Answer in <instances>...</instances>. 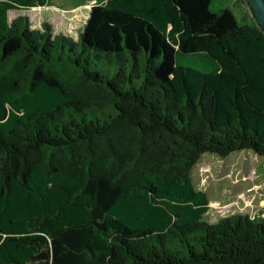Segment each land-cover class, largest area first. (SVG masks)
Returning a JSON list of instances; mask_svg holds the SVG:
<instances>
[{"label": "trees", "instance_id": "16d2710c", "mask_svg": "<svg viewBox=\"0 0 264 264\" xmlns=\"http://www.w3.org/2000/svg\"><path fill=\"white\" fill-rule=\"evenodd\" d=\"M212 1L94 0L74 40L0 0V264H264V209L208 223L191 177L264 157V28Z\"/></svg>", "mask_w": 264, "mask_h": 264}, {"label": "rangeland", "instance_id": "374dc122", "mask_svg": "<svg viewBox=\"0 0 264 264\" xmlns=\"http://www.w3.org/2000/svg\"><path fill=\"white\" fill-rule=\"evenodd\" d=\"M77 0H49L48 5L28 11H10L9 19L24 15L33 28L40 29L49 23L53 34H64L76 40L82 31L89 10L94 2L73 6ZM212 11L229 9L238 23L255 25V14L247 0H213ZM196 189L205 192L209 209L204 215L208 223L220 218L246 214L255 217L264 209V157L251 150L236 151L222 158L206 153L191 171Z\"/></svg>", "mask_w": 264, "mask_h": 264}, {"label": "water", "instance_id": "95a60500", "mask_svg": "<svg viewBox=\"0 0 264 264\" xmlns=\"http://www.w3.org/2000/svg\"><path fill=\"white\" fill-rule=\"evenodd\" d=\"M253 8L255 17L264 28V0H249Z\"/></svg>", "mask_w": 264, "mask_h": 264}, {"label": "crops", "instance_id": "0c3cea01", "mask_svg": "<svg viewBox=\"0 0 264 264\" xmlns=\"http://www.w3.org/2000/svg\"><path fill=\"white\" fill-rule=\"evenodd\" d=\"M89 0H77L75 3H74V5L73 6H76V7H78V6H82V5H85L86 4V2H88ZM94 0H91L90 2H93ZM33 9H35V8H33Z\"/></svg>", "mask_w": 264, "mask_h": 264}, {"label": "bare ground", "instance_id": "6f19581e", "mask_svg": "<svg viewBox=\"0 0 264 264\" xmlns=\"http://www.w3.org/2000/svg\"><path fill=\"white\" fill-rule=\"evenodd\" d=\"M32 10H34V9H32Z\"/></svg>", "mask_w": 264, "mask_h": 264}]
</instances>
